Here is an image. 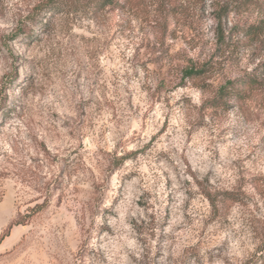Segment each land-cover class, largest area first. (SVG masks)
I'll return each instance as SVG.
<instances>
[{
  "label": "rangeland",
  "instance_id": "obj_1",
  "mask_svg": "<svg viewBox=\"0 0 264 264\" xmlns=\"http://www.w3.org/2000/svg\"><path fill=\"white\" fill-rule=\"evenodd\" d=\"M45 1L0 0V264H263L264 0Z\"/></svg>",
  "mask_w": 264,
  "mask_h": 264
},
{
  "label": "trees",
  "instance_id": "obj_2",
  "mask_svg": "<svg viewBox=\"0 0 264 264\" xmlns=\"http://www.w3.org/2000/svg\"><path fill=\"white\" fill-rule=\"evenodd\" d=\"M69 0H46L45 4L43 5L44 12L50 13H58L62 10L64 5H67ZM90 5L93 7V10L102 9L105 6H117L118 2L115 0H92ZM215 9V8H214ZM262 10L264 11V4H262ZM228 13L227 4L224 7H220L216 12L215 22H216V29H215V40L218 45L220 46H227L228 42L226 40V36L224 35V27H223V19ZM234 29V28H232ZM262 31L260 25H250L245 30V35L251 34L253 36H257ZM207 71L206 67H201L199 70H195L193 68H184L181 70L182 78H196L204 74ZM253 81V78L247 77L242 79L240 82L237 80H230L226 81L225 84L219 87L215 97L213 100L210 101V105L219 106L224 105L228 102L230 98H234V96L238 99L244 97V94L241 92V86L250 84ZM238 82V84H237ZM254 82V81H253ZM227 195H231L230 193ZM233 195V194H232ZM210 199V198H209ZM227 199H234L233 196H228ZM210 201H213L210 199ZM213 204V202H212ZM7 235V232H4L0 235V241ZM264 264V263H263Z\"/></svg>",
  "mask_w": 264,
  "mask_h": 264
}]
</instances>
